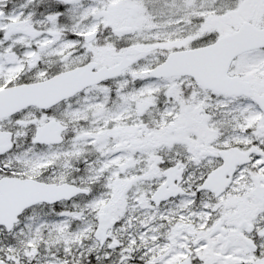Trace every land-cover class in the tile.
<instances>
[{
	"label": "snow or ice",
	"instance_id": "1",
	"mask_svg": "<svg viewBox=\"0 0 264 264\" xmlns=\"http://www.w3.org/2000/svg\"><path fill=\"white\" fill-rule=\"evenodd\" d=\"M0 264H264V0H0Z\"/></svg>",
	"mask_w": 264,
	"mask_h": 264
}]
</instances>
